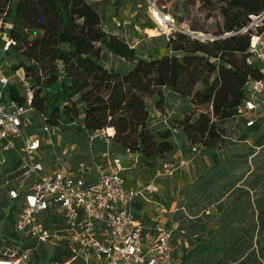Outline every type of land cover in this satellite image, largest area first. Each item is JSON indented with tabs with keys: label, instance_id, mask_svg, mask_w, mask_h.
Returning <instances> with one entry per match:
<instances>
[{
	"label": "trees",
	"instance_id": "1",
	"mask_svg": "<svg viewBox=\"0 0 264 264\" xmlns=\"http://www.w3.org/2000/svg\"><path fill=\"white\" fill-rule=\"evenodd\" d=\"M14 1L0 0V18L13 26L8 37L15 43L1 56L0 68L10 57L18 62L14 69H23L32 86L34 112L53 123L81 122V129L90 132L112 128V140L121 149L143 157L150 167L176 152L177 145L172 129H151L145 95L161 97L160 91L168 89L197 107L209 106L211 110L201 112L196 119L187 116L179 120L178 128L191 146L215 152L226 143L224 124L237 120V109L247 99L249 80L262 78L261 67L249 66L246 59L252 35L263 28L231 34L248 27L251 16L264 13V0H196L207 8L220 5L223 24L217 39L175 33L168 42L170 54H159V58L140 59L126 41L109 36L108 52L134 63L126 74L108 70L103 58L79 46L78 35L84 28L101 23L100 14L87 0ZM30 18L41 19L33 30L26 29ZM50 36L57 37L63 46L45 44ZM198 86L202 90H197ZM6 94L20 105L25 102L17 83L10 85ZM247 129L255 132L259 127ZM242 140H247V134ZM263 146L264 135L256 141V147ZM4 206L8 204L0 209ZM14 212L12 207L6 226H2L4 213H0V238L15 237L11 231ZM261 221L264 227V216ZM208 250V244L194 248L183 256L182 264H188L193 254L204 256ZM71 255L66 248H57L52 261L64 264Z\"/></svg>",
	"mask_w": 264,
	"mask_h": 264
},
{
	"label": "rangeland",
	"instance_id": "2",
	"mask_svg": "<svg viewBox=\"0 0 264 264\" xmlns=\"http://www.w3.org/2000/svg\"><path fill=\"white\" fill-rule=\"evenodd\" d=\"M87 1L100 14L101 23L84 28L77 42L86 53L103 58L108 70L122 74L128 73L134 63L108 52L107 39L111 35L135 48L140 59H150L159 58V54H170L168 42L175 33L201 39L214 38L223 24L220 5L207 8L196 0ZM40 22L39 18L27 19L26 29L33 30ZM45 44L63 46L54 36L45 38ZM17 64L10 57L4 63V69L22 76L23 69H14ZM197 90H202L201 86ZM160 92L161 97L158 94L144 96L150 114L149 124L153 131L172 129L177 150L165 160H157L154 167H150L143 157L124 152L107 130L90 132L81 129V122L53 123L54 120L33 112L28 114L25 130L30 137L41 139L42 158L54 169H76L85 165L93 173L105 171L113 158L119 157L131 167L126 173L129 185L134 189L144 188L165 161L174 160L178 150L184 152L185 158L193 157L192 146L186 143L178 121L187 116L196 119L201 112L211 110L207 105L197 107L190 99L181 98L168 89ZM260 102L261 109L252 116L258 131L249 132L243 120L226 122L224 147L215 152L203 148L189 168L178 172L175 178L156 179V193L145 195L150 201H157V209L166 218L170 217L188 229L194 245L191 250L209 245L204 256L193 254L188 264H231L234 261L264 264L261 221L264 216V146L256 147V141L264 135V95ZM164 118L168 125L163 123ZM46 127L48 132H44ZM246 134L247 140L243 141ZM145 208L156 216L153 203H145ZM7 209L4 206L0 213L5 215ZM0 244L4 247L2 250L10 247L6 240ZM191 250L179 254L180 264ZM53 256L54 250L41 249L32 254L31 264H57L52 261Z\"/></svg>",
	"mask_w": 264,
	"mask_h": 264
},
{
	"label": "built area",
	"instance_id": "3",
	"mask_svg": "<svg viewBox=\"0 0 264 264\" xmlns=\"http://www.w3.org/2000/svg\"><path fill=\"white\" fill-rule=\"evenodd\" d=\"M250 19L248 27L231 34L263 28L252 35L246 59L249 66L261 67L262 78L249 80L247 99L237 109V120L247 128L255 126L252 116L262 107L264 95V13ZM12 27L0 18V58L15 45L8 37ZM17 73L0 68V206L8 204L2 226L15 208V237L0 238L10 245L2 250L0 244V264H31L33 253L61 247L72 254L64 264H180L179 254L194 246L188 229L178 221H143L136 205L156 192V179L174 178L189 168L203 147L192 146V158L165 161L152 182L139 189L127 185V169L117 157L95 180L87 179L92 170L85 165L54 169L42 158L41 139L25 130L28 114L34 112L33 90L25 72ZM13 83L23 90V105L7 99ZM163 123L168 125L166 118Z\"/></svg>",
	"mask_w": 264,
	"mask_h": 264
},
{
	"label": "crops",
	"instance_id": "4",
	"mask_svg": "<svg viewBox=\"0 0 264 264\" xmlns=\"http://www.w3.org/2000/svg\"><path fill=\"white\" fill-rule=\"evenodd\" d=\"M261 109V108H260ZM259 109V110H260ZM258 110V111H259ZM256 114V113H255ZM111 137V136H110ZM187 141V140H186ZM186 143H188V141L186 142ZM123 150V149H122ZM124 152H128V153H130L129 151H126V150H123ZM183 153L184 152H182L181 150H178V152L176 153V155H175V158L174 159H178V158H181V157H184L183 156ZM131 156H137V155H134V154H130ZM116 158V157H115ZM117 158H119V157H117ZM124 165H125V167H126V171H125V173H124V177H125V179H126V181H127V185L129 186V187H131L130 185H129V183H130V180H129V175H126V173H127V171L131 168V167H128V165L127 164H125V162H124ZM109 168V164H108V166L105 168L106 170ZM67 169H73V168H67ZM159 171V170H158ZM157 171V172H158ZM157 172L154 174V176H156V174H157ZM98 176H99V172H97V171H95L94 173L92 172L91 173V175H89V176H87V179L88 180H95V179H97L98 178ZM177 176V175H176ZM175 176V177H176ZM174 177V178H175ZM154 179V178H153ZM150 182V181H149ZM149 182H147V183H143V185L144 184H148ZM152 182V181H151ZM142 186V185H141ZM156 187V190H158L157 189V186H155ZM133 188V187H132ZM140 188V187H139ZM138 188V189H139ZM156 193V192H155ZM154 194V193H153ZM151 195V194H150ZM143 198H145L146 200H144ZM146 201V202H145ZM145 203H153L154 204V208H155V210H157V214H156V216H155V214H153L152 213V211H150V212H147V209L145 208ZM156 205H159L158 203H157V201L155 200V201H150L149 200V198L147 199L146 197H142V198H140V200H139V203L136 205V210H137V212H138V215H139V218L140 219H144V220H146V221H152V220H154V221H156V222H158V223H160V224H163V225H169V224H171L172 222H174V220L172 219V218H166L164 215H163V213L160 211V209H157L158 207L156 206Z\"/></svg>",
	"mask_w": 264,
	"mask_h": 264
},
{
	"label": "bare ground",
	"instance_id": "5",
	"mask_svg": "<svg viewBox=\"0 0 264 264\" xmlns=\"http://www.w3.org/2000/svg\"><path fill=\"white\" fill-rule=\"evenodd\" d=\"M107 134H108L109 136L113 137L114 134H115L114 129H112V128L108 129V130H107Z\"/></svg>",
	"mask_w": 264,
	"mask_h": 264
}]
</instances>
